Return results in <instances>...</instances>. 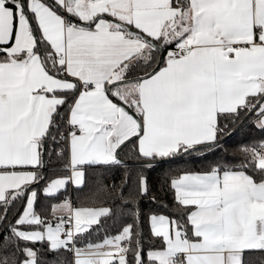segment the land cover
<instances>
[{
  "label": "snow or ice",
  "instance_id": "1",
  "mask_svg": "<svg viewBox=\"0 0 264 264\" xmlns=\"http://www.w3.org/2000/svg\"><path fill=\"white\" fill-rule=\"evenodd\" d=\"M0 264H264V0H0Z\"/></svg>",
  "mask_w": 264,
  "mask_h": 264
}]
</instances>
